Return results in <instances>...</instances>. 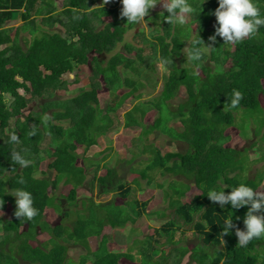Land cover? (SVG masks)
I'll use <instances>...</instances> for the list:
<instances>
[{
  "label": "trees",
  "instance_id": "trees-1",
  "mask_svg": "<svg viewBox=\"0 0 264 264\" xmlns=\"http://www.w3.org/2000/svg\"><path fill=\"white\" fill-rule=\"evenodd\" d=\"M43 2L47 3L0 0V198L4 200L0 218H6L0 219V264H128L124 258L134 257L125 249L113 251L117 246L112 233L116 228L124 230L145 213L150 215L156 191L148 188V194L138 199L136 190L150 187L156 174L165 180L156 186L164 190L163 201L172 216L145 237L150 245L148 250H140L145 264H154L152 259L159 253L155 244L169 232L172 239L177 229L182 234L192 230L198 239L195 243H200L190 249L178 247V259L188 253L194 264H264V237L241 247L234 229L228 235L222 231L230 216L243 229L247 207L220 208L207 197L213 189L225 188L227 193L246 183L258 190L263 183L260 168L252 181L235 172L244 173L250 162L264 163L260 154L264 144V26L236 44L223 45L217 37L216 48L202 50L200 60L184 61L186 41L195 32L206 44L214 33L216 21L210 13L218 7L217 0L203 4L189 0L196 12L184 25L169 24L164 18L168 13L156 10V5L145 17L152 30L145 35L141 29L134 35L141 40L137 46L124 36L145 27L126 24V18H120L119 0H110L107 6L103 0ZM254 3L264 17V0ZM59 4L62 18L54 15ZM18 21L17 27H7ZM58 24L61 30H55ZM19 29L27 31L30 42L26 37L24 45L21 43ZM158 64L167 70L158 100H140L124 116L125 130L141 131L130 139L131 147L144 138L152 141L157 137V143L144 144L139 151L144 168L130 169L125 177L119 167L104 168L97 179L99 186L103 190L112 187L118 194L109 203L79 198L86 169L76 151L87 152L113 131V114L116 116L127 100L145 96L140 90L145 87L142 80L150 84L157 79ZM82 69L90 74L78 94L59 99L60 92L79 84L77 79L70 82L64 77ZM150 72H155L153 78ZM233 90L243 93L235 108L231 106ZM101 95L107 101L104 108ZM172 101L178 103L175 111L170 110ZM254 121L259 138L251 146H257L260 156L249 161L248 156L226 147V133L234 127L240 134L246 122ZM12 132L20 138L19 143L11 142ZM162 135L168 142L186 144L185 152L160 141ZM47 139L50 146L42 156L39 147ZM13 152H20L32 163L20 167L12 159ZM46 159L50 160L46 165L49 172L46 168L39 172ZM40 174L48 177H38ZM190 179L191 185L187 183ZM167 181L170 185L166 187ZM61 182L63 190L55 195ZM18 188L33 195L38 215L32 220L14 215L15 198L8 193ZM160 213L168 217L164 211ZM39 231L47 234L46 240L39 239ZM90 237L100 240L101 256L89 249ZM107 245L109 249L104 250ZM76 249L86 251L78 254L79 261L70 256Z\"/></svg>",
  "mask_w": 264,
  "mask_h": 264
},
{
  "label": "rangeland",
  "instance_id": "rangeland-1",
  "mask_svg": "<svg viewBox=\"0 0 264 264\" xmlns=\"http://www.w3.org/2000/svg\"><path fill=\"white\" fill-rule=\"evenodd\" d=\"M40 2L43 0H39ZM47 3V2H46ZM44 3V5L46 4ZM201 3H203V0H201ZM107 6V4H105ZM122 6V5H121ZM163 10V7L161 4H157L156 10ZM54 15L58 16V18H62L59 15L62 13V9L60 4L58 7H54ZM91 12V11H89ZM103 16H100V19H102ZM104 20H108V18H104ZM20 24V21L18 22H10L7 27H17ZM56 28L55 30H61L62 27L61 25H55ZM142 27L145 28H140L138 30H132L128 32L127 35L124 37L126 38L127 41L132 42L134 45H139L141 40L139 38H135V34H137L141 29L144 31L145 35H147V32H150L152 30V24H144ZM19 32L21 33V43L24 45V42L22 39H27L29 42L31 41V36H28L27 31H23L19 29ZM155 34V33H153ZM154 37V36H153ZM149 39V37H147ZM186 47V46H185ZM119 50V48L117 49ZM184 51V49H183ZM147 53H150L149 48L146 50ZM183 54L184 61L187 59V56ZM210 65V63H207ZM184 65V64H183ZM158 75H156L157 79L155 78L152 83L148 84L144 80H142L145 83L144 88H140L141 92L145 94L144 97L141 99H130L127 100L123 107H121L117 112L116 116L113 114L112 120H113V131L108 133L106 137H101L98 139V144L96 146L90 147L87 152L83 151H76L78 153V156L82 158L83 160V165H85V176L86 180L81 185L79 188V198L83 197V199H92L96 203H109L112 200L116 199L117 197V191L113 189L112 187H107L106 190H103L101 186H99V183L97 179L101 176L102 170L104 168H116L119 167L120 173L125 174L128 176L129 170L130 169H142L145 166V163H140L139 160V151L143 149L144 144L149 145L150 143L156 142V138H151L152 141H148L147 138L143 139V142H137L136 147H131V142L130 139H132L135 136H139L141 134L140 130L137 131H127L124 129L123 124H124V116L127 112L131 111L133 107L137 104L140 103V100L142 102L145 101H150V102H155L158 100L159 95L162 91V85L164 82V76L166 75V69L161 66V64H158ZM89 71L88 69H82L79 74H72V75H67L65 76V80H68L70 82H73L75 79L79 81V84H74L68 86L63 92H60V96H58L59 99L65 100L67 98L74 97L75 94L77 93V90L89 79ZM155 72H150L149 76L152 78L154 77ZM78 94V93H77ZM107 97L108 95L105 94ZM106 97H103V95L99 96L101 98V107L104 108L107 104ZM184 99V98H183ZM36 104V103H35ZM34 104V105H35ZM178 103L172 101L171 102V111H175L177 108ZM33 106L30 105V107L26 110V114H28L31 110V107ZM35 109H37L35 107ZM52 111V110H51ZM237 121H240L238 118ZM58 124V122H55ZM246 122V128L238 134V132L232 127L231 131H227V135H229V140L228 143L226 144V147H230L231 149H234L240 153H243L244 155L249 157V161L253 159V157L258 158L261 155H264V144L261 147L260 154L258 152L257 146H251L253 142H255L259 137L256 136V122L254 121L253 123ZM177 124V123H176ZM240 132V131H239ZM233 136V137H232ZM259 136V134H258ZM166 135H162V141L163 143L172 145L176 150L185 152L186 150V144L184 143H172L171 141L168 142V139H165ZM231 137V139H230ZM134 141V140H133ZM49 143L50 140L47 139L46 142L41 144V147H39L40 151L42 152V156H46L45 150L49 149ZM251 146V147H250ZM255 153V154H253ZM258 153V154H257ZM139 154V155H138ZM134 158V159H133ZM147 158V157H145ZM50 162V160L46 159V161L42 162L38 168L39 172L41 170H45L46 165ZM264 163H249L247 168H245L244 173H240L239 171H236V175H241L244 178L250 179L251 181L256 177V171L258 168H260L261 174L264 172ZM46 171L48 169L46 168ZM54 175V173H52ZM42 176V177H41ZM43 176L46 178L48 176L40 174L38 177L43 178ZM154 181L152 182L150 187L144 186L143 189H137L136 186L135 188L137 196L135 198H138L141 195H147V190L148 188L150 190L156 191L155 199H154V205L149 211H151L150 215H147L146 213L141 216L138 219H134V221H130L128 226L124 230H119L116 228L112 235L114 237V240L116 241V248L114 247L113 251L115 253H122L123 250L125 249V252L127 254H131L134 259H126L124 258V262L128 264H145L144 259L141 260V253L140 250H148L150 245L148 242H146L145 237L148 236L150 233H152L153 228H158V225L161 224L163 221L169 218V216H172L170 214L171 210L168 209L167 203H164V195L163 192L164 190L159 189L156 184L163 183L165 180L159 176V174H156L153 176ZM183 178H180V180H183ZM126 180V179H125ZM191 179L187 182L188 184L191 185ZM144 185V182H141ZM165 183V182H164ZM167 185H170V181L166 182V187ZM64 184L63 182L59 183L56 190H55V195H60L61 191L63 190ZM159 190V191H158ZM166 190V188H165ZM259 191H264V180L263 183L261 184V187L258 189ZM190 196V195H189ZM187 199V196H185V200ZM79 199V203H80ZM66 206V204H64ZM151 206V205H150ZM167 207V209H166ZM164 211L167 216H161V213ZM7 216V215H6ZM12 216V215H11ZM8 217V216H7ZM134 217H137V215H134ZM1 220H6L5 217L0 218ZM1 227V224H0ZM186 227V225L183 226V228ZM2 230H0L1 233ZM171 234V232L166 233L162 236L160 242L158 244H155V246L159 247V253L157 254L156 257L152 259L154 264H164L168 262H173L174 259L177 264H194V261L189 260L188 258V253L184 258L178 259L177 258V248L186 245L187 248L189 247L192 248L193 244H198L200 245L199 241L195 243L198 239L196 238L197 236L194 234V232L190 229L186 230V234H182L179 229L177 231L172 232V239L169 238L168 236ZM39 239L41 240H46L47 239V234L45 232L39 231L38 234ZM164 239L167 243H164ZM163 240V241H162ZM90 247L89 249L91 252H99V255L101 256L102 249L100 247V240L97 237H90ZM145 242V243H144ZM170 243V244H169ZM144 246V248H142ZM152 246V244H151ZM77 247V246H76ZM15 248V247H14ZM80 248V247H79ZM78 248V249H79ZM84 248V247H83ZM7 249V248H6ZM76 249L73 251L70 256L72 257L73 261H79L78 254L80 252H86V251H79ZM109 246H105L104 250H108ZM208 250L209 249H205ZM167 255L165 258H161L163 256L161 255ZM176 254V257H175ZM129 260V261H128ZM170 264V263H168Z\"/></svg>",
  "mask_w": 264,
  "mask_h": 264
},
{
  "label": "clouds",
  "instance_id": "clouds-1",
  "mask_svg": "<svg viewBox=\"0 0 264 264\" xmlns=\"http://www.w3.org/2000/svg\"><path fill=\"white\" fill-rule=\"evenodd\" d=\"M109 2L110 0H103L104 4ZM205 2L206 0H203V3ZM119 3L122 5L119 12L120 18H126V24L136 27L147 22L145 17L149 16L150 10L158 3L168 13L164 18L169 24L184 25L196 12L189 0H119ZM217 3L218 7L210 13L215 17L216 23L214 24V33L208 37V43H205L199 32H195L186 41L183 53L190 61L200 60L202 50L215 49L217 37L222 39L223 45L236 44L253 36L260 26H264V17L261 16L260 9L254 0H217ZM202 4L199 5V13L202 11ZM161 14L163 16V13ZM242 99L243 93L233 90L231 106L233 108L239 106ZM10 140L13 143L20 142V138L15 132L11 133ZM12 159L22 168H26L32 163L20 152H13ZM224 189L211 190L207 195L208 199L220 208L230 205L234 210L247 207V211L243 218V229L237 227L230 216L223 222V234L228 235L230 230L234 229L241 247H246L253 239L264 237V191L256 190L246 183L230 188L231 191L227 193ZM8 194L15 198V217L32 220L38 215V209L34 207V199L30 191L18 188L14 191L11 190ZM3 205L4 200L0 198V215H3Z\"/></svg>",
  "mask_w": 264,
  "mask_h": 264
}]
</instances>
